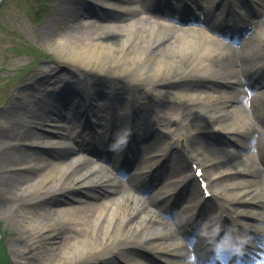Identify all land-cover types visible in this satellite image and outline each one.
Wrapping results in <instances>:
<instances>
[{"label":"bare ground","instance_id":"1","mask_svg":"<svg viewBox=\"0 0 264 264\" xmlns=\"http://www.w3.org/2000/svg\"><path fill=\"white\" fill-rule=\"evenodd\" d=\"M190 1L201 18L187 8L186 25L195 17L199 26L178 25L182 9L172 0H64L57 10L60 29L50 22L47 50L107 85L82 86L76 72L51 66L0 108V213L14 207L24 229L12 244L23 264H229L226 252L209 257L214 252L196 229L206 217L214 222L220 205L232 211L234 203L238 216L263 223L258 231L264 234V26L247 18L243 4H179ZM249 1L264 7V0ZM223 19L247 35L225 40ZM175 92L186 115L167 109L162 119L192 132L189 142L168 139L149 113L152 107L163 112ZM62 106L63 116L54 118ZM4 117L19 125L5 124ZM155 145L163 153L145 156ZM195 163L208 165L205 177L217 201L204 200L197 177L186 176ZM65 192L67 198L59 195ZM198 200L205 217L195 214ZM259 257L264 264V252Z\"/></svg>","mask_w":264,"mask_h":264},{"label":"rangeland","instance_id":"2","mask_svg":"<svg viewBox=\"0 0 264 264\" xmlns=\"http://www.w3.org/2000/svg\"><path fill=\"white\" fill-rule=\"evenodd\" d=\"M40 1H42L41 6H40ZM256 1L257 0H255V2ZM172 3L174 4V7L176 8L177 6L180 7L179 0H172ZM235 3H237V5L241 3L245 6V9L249 10L247 14L248 15L247 18L255 19L254 20L255 22L258 21L261 24V26H264V8H262L263 7L262 5L260 9L256 10L254 8L255 5L253 2L250 5L248 4L245 5V3H243L241 0H235ZM63 4H64V0H0V108L6 105L9 97H10V101L13 100L12 96H15L17 94V88L20 85H22L24 82H26V80L32 79L34 77H42L46 75L47 73H49V69L51 66L57 68L56 69L57 73L70 75L71 73L74 72L75 74L76 72L78 77H81L80 84L82 86L87 85L85 87H89L90 85L93 86L97 82L103 84L104 80H106V78H103L96 73H91L92 71L91 72L83 71L82 69L78 68L77 65L65 60L64 58L57 59V57H55L51 53V51L47 50L46 45L48 39L52 34V33L47 34L48 29L49 27H51V25H54L52 28L55 29L57 28L59 31L60 24L57 25L56 23H54L53 19L56 18L57 10L61 8ZM92 6L93 8L99 9V11L106 10L105 8H101L102 6L99 3L92 2ZM237 7L238 6H236V8ZM178 9L181 10V8ZM185 10L186 9H183L181 11L182 13H180V18L178 19L177 24L180 26H189V25L199 26L197 23V18L195 17L194 19H192L191 24L186 25V23L189 22L188 20L192 17L190 15L189 18L188 13H186ZM235 15L236 14H234V16ZM196 17L199 18L198 13L196 14ZM51 21L54 24L49 25ZM219 26L221 29L222 37L227 41H232V40L239 41L241 37L243 36L245 37V35H247L248 33V31L246 32L244 31L241 34H239L237 30H235L234 32V30L232 28H229V26L228 27L224 26L223 20L219 21ZM249 28L251 29L252 26L250 25ZM81 29L83 30V28H80V30ZM41 49H43L44 52H42ZM256 80L257 77L252 78L253 83H255ZM104 85L107 84L104 82ZM155 87L159 88L158 85H155ZM22 89L23 88L20 87V93L28 92L26 88L23 90ZM107 90L109 89L107 88ZM144 93L145 91H143V89H140L138 92V94L140 95ZM175 94L176 92L173 94V98L170 99V101H168L167 104L165 105L166 107H164L163 112H160L161 108L158 109L156 107H152L151 112L155 111V117L157 119L156 121L159 124L158 129L162 133L164 132L170 134L167 135L168 139L169 136L170 138L171 136L175 138L182 137V140H186V142H189L190 138L193 135L192 132H190L187 128L182 127L181 123L170 122L171 125L167 126L166 125L167 122L163 121L162 119L163 115L165 116L170 114V111L167 112V109L170 110L175 109V111H177L178 114H181L182 112L184 115H186L185 113L186 109L175 101L174 97H179L176 96ZM109 96H111V94ZM102 98H105L106 100L107 96L101 97V99ZM180 99L182 100L183 98L181 97ZM96 102H99V100H97ZM115 105L118 106L117 103H115ZM65 108H66L65 106H62L60 110L57 109L56 111H54V113L52 114L53 117L54 118L62 117ZM96 114L98 115L100 114V112L97 111ZM159 120H161L163 123H160ZM1 121H4L5 124H11L12 126L19 125L12 118L7 119L4 117V119ZM74 129L78 131L77 130L78 128L72 123V125L70 126V130H74ZM184 133H186L187 135ZM158 146L155 145L156 148H152V152L147 151L149 149H146V153H144V155L150 156V153L154 154V156L157 155L158 153L162 154L163 151H161V148H159ZM2 147H5L4 143H2ZM113 148H114L113 153H111V151H108L110 153V156L115 155V147L113 146L112 149ZM142 149L140 148L141 152ZM0 152L2 153L3 149H1ZM79 152L82 156L88 155L83 150H79ZM230 159L234 161L235 156L234 155L231 156ZM230 159L227 158L225 163L229 162ZM136 170L139 171V168L138 169L136 168ZM129 172L131 173V169ZM0 173H2L1 170ZM185 173L187 176L188 173L190 172L186 170ZM254 176L257 177V174H255ZM163 180L164 178H162V180L159 182L158 187L161 185V182H163ZM227 189L229 191H233L236 189V187H232V185L231 186L227 185ZM64 194L65 193H60L59 195L63 196V198H67V195H69V193H66L65 195ZM34 198H35L34 201H36L38 196H34ZM26 201L28 203L29 200L27 199ZM10 203L11 202H7L6 206L8 204L10 205ZM4 210L5 211L3 213L2 212L0 213V224L4 233L5 244L3 243V246L0 248V259H2L1 261L3 262V264H8V257H7L8 254L10 259L13 261V264H23L21 258L12 251V244L14 242V237H21V236L23 237L22 233L24 232V229L21 227V224L17 220V217L13 215L14 207L9 206L7 208H4ZM263 237L264 235H261L259 239H263ZM21 242L24 244L25 247L27 246L26 247L27 249L29 250L31 249L29 245H26V242L24 241L23 238ZM144 261L146 260H143V262Z\"/></svg>","mask_w":264,"mask_h":264}]
</instances>
